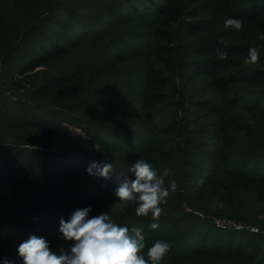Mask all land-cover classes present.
<instances>
[{
	"label": "trees",
	"instance_id": "1",
	"mask_svg": "<svg viewBox=\"0 0 264 264\" xmlns=\"http://www.w3.org/2000/svg\"><path fill=\"white\" fill-rule=\"evenodd\" d=\"M226 17L243 30L225 31ZM262 34L264 0H0V264H23L31 235L69 251L60 218L85 207L142 228L145 255L170 242L162 264H264V47L244 63ZM179 78L217 90L218 105L185 107ZM172 103L159 126L154 112ZM64 124L97 151H53ZM139 158L178 185L156 230L115 195ZM103 161L109 179L87 172Z\"/></svg>",
	"mask_w": 264,
	"mask_h": 264
},
{
	"label": "clouds",
	"instance_id": "2",
	"mask_svg": "<svg viewBox=\"0 0 264 264\" xmlns=\"http://www.w3.org/2000/svg\"><path fill=\"white\" fill-rule=\"evenodd\" d=\"M244 28V20L236 17H226L223 22L225 31L232 29L241 32ZM259 39L264 41V34ZM219 44L224 48L228 42L223 38ZM264 44L248 49V57L244 60L246 65H255L260 60L259 48ZM220 61L228 59V52L222 51L220 47L215 49ZM90 175L109 179L110 174L115 173L113 163L106 161L93 162L87 168ZM127 173L134 174L135 179L125 178L115 189V195L125 205L135 206L137 217H148L151 214L149 224L151 230L159 228L158 221L162 215V204L167 203L170 193L177 190V181L172 179L168 185L165 177L173 174V170L165 169L163 174L151 163L143 158L137 159L127 169ZM122 174L121 176H124ZM91 207L76 209L67 221L61 217L59 232L66 241L73 242L69 251L61 248L53 251L50 242L44 237L31 235L19 244L17 252L23 260V264H162L167 254L171 251L170 242L158 239L147 247L143 229L114 222L108 212L97 216H91ZM3 264H11L7 259Z\"/></svg>",
	"mask_w": 264,
	"mask_h": 264
},
{
	"label": "rangeland",
	"instance_id": "3",
	"mask_svg": "<svg viewBox=\"0 0 264 264\" xmlns=\"http://www.w3.org/2000/svg\"><path fill=\"white\" fill-rule=\"evenodd\" d=\"M175 83L182 87V89H187V92L190 93V97L184 99V106L192 108L193 111L197 113H201V109H203V107L199 105L200 103L206 101L213 102L215 105H218L219 103L220 94L217 90L214 91V89H212L211 87L205 85H197L195 82H193L192 80L190 81L187 78H179L175 80ZM195 105H197L198 107H196ZM176 111L177 107L175 103L159 108L156 112H154L155 119L158 125L162 126L164 122L170 121L173 115L176 114ZM181 113L183 114V111L178 112L179 116L181 115ZM65 125L71 126L69 124H64L58 131L53 141V151L65 153L80 148H85L92 152L97 151L98 147L91 143L88 136L81 129L80 132L76 130L74 132L78 135H81V137L83 136V141L77 140V138L67 135L66 132L68 131V128H66ZM76 140L77 142H75ZM121 204V208H127V205L123 204L122 202Z\"/></svg>",
	"mask_w": 264,
	"mask_h": 264
},
{
	"label": "built area",
	"instance_id": "4",
	"mask_svg": "<svg viewBox=\"0 0 264 264\" xmlns=\"http://www.w3.org/2000/svg\"><path fill=\"white\" fill-rule=\"evenodd\" d=\"M0 76H1V70H0ZM216 224L219 228L222 229H241L244 226L241 224L236 223L235 221L232 220H216Z\"/></svg>",
	"mask_w": 264,
	"mask_h": 264
},
{
	"label": "bare ground",
	"instance_id": "5",
	"mask_svg": "<svg viewBox=\"0 0 264 264\" xmlns=\"http://www.w3.org/2000/svg\"><path fill=\"white\" fill-rule=\"evenodd\" d=\"M66 134L67 135H69L70 137H75V138H77V140H84L83 139V136L81 137V135H78V134H76L74 131H72V130H68L67 132H66ZM77 140L75 141V142H77Z\"/></svg>",
	"mask_w": 264,
	"mask_h": 264
}]
</instances>
